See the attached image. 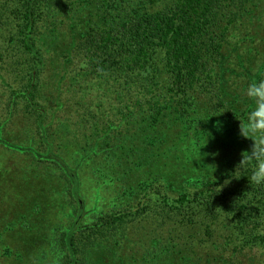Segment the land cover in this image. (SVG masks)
I'll return each mask as SVG.
<instances>
[{
  "label": "trees",
  "instance_id": "trees-1",
  "mask_svg": "<svg viewBox=\"0 0 264 264\" xmlns=\"http://www.w3.org/2000/svg\"><path fill=\"white\" fill-rule=\"evenodd\" d=\"M261 79L264 0H0V264H264V186L233 173ZM165 150L217 166L175 189ZM84 175L111 191L91 215ZM39 179L26 202L68 216L13 249L1 217Z\"/></svg>",
  "mask_w": 264,
  "mask_h": 264
},
{
  "label": "rangeland",
  "instance_id": "rangeland-1",
  "mask_svg": "<svg viewBox=\"0 0 264 264\" xmlns=\"http://www.w3.org/2000/svg\"><path fill=\"white\" fill-rule=\"evenodd\" d=\"M162 156L167 163L164 164L161 162V168L157 172H161L163 176L170 181V185L175 189L181 187L184 181L196 180L197 174L193 172L194 170H197L198 173L204 169H211L210 166L212 168L217 166L214 161L206 159L205 156L203 157L204 160L201 164L198 162L192 164L193 157L187 154L183 155L182 152L172 151L171 153L170 151L165 150ZM192 166H194L195 169H192ZM85 169L89 170L86 167ZM40 179L39 182L38 180L36 182L34 180L31 184V192L29 190L27 196H24L22 200H20L23 203L17 204L16 209L12 208L5 217H1V219L4 220L3 224H8V222L11 221L8 225L12 231H9L8 233H11L12 236H9L11 239L8 242V245L13 249H16L17 246H22L28 243H39L40 246H45L48 237L50 236L48 235L50 234V231L62 222L61 219H66L68 216V209L65 207L64 201L58 193H48L42 198L43 204H40V201L37 205L31 203L28 204L26 202L28 199L36 198V195L40 196L41 192L40 194L38 193L41 185ZM97 180L98 177L93 175H89L88 177L86 175L83 176L82 181L84 185H80V204L82 206L83 214L89 213L88 215H91L90 213L95 211L98 207H103L104 204H109V198L111 197L109 186H105V184L102 183V180L100 181L102 184ZM37 199H40V197ZM26 207L30 209V215L27 214ZM15 216L20 219L17 220V224L13 222ZM22 224H26L25 228H23ZM108 251L109 250L99 255L96 264H131L132 259L130 260L128 256V260H126L124 257L115 256ZM120 251L130 252L135 257L139 256L136 254L135 249L131 250L124 247L115 250V252ZM8 262H10L9 264H15V261L9 260ZM26 262L28 264H52V259L48 258L41 262L39 258H35L32 255L27 256ZM16 264H22V262H17Z\"/></svg>",
  "mask_w": 264,
  "mask_h": 264
},
{
  "label": "clouds",
  "instance_id": "clouds-1",
  "mask_svg": "<svg viewBox=\"0 0 264 264\" xmlns=\"http://www.w3.org/2000/svg\"><path fill=\"white\" fill-rule=\"evenodd\" d=\"M244 94L254 102V106L247 114L246 123L243 126L240 124V135L250 138L253 144L233 173L248 170L251 162L248 180L256 186H264V79L248 83ZM232 177L235 178V175Z\"/></svg>",
  "mask_w": 264,
  "mask_h": 264
}]
</instances>
